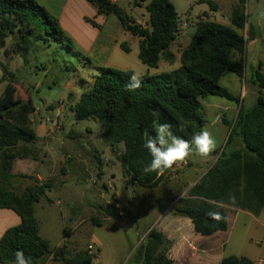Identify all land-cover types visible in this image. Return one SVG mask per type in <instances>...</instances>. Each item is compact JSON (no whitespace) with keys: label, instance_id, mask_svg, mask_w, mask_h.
<instances>
[{"label":"trees","instance_id":"obj_1","mask_svg":"<svg viewBox=\"0 0 264 264\" xmlns=\"http://www.w3.org/2000/svg\"><path fill=\"white\" fill-rule=\"evenodd\" d=\"M87 1L99 15L116 16L122 28L139 39L142 63L157 67L162 60L170 64L176 61L171 46L180 36L181 20L171 0L134 1L138 7L146 4L149 13L146 26L113 0ZM244 3L242 0L232 10L230 26L212 20L200 21L190 43L181 51L178 69L141 77V87L130 91L126 85L133 75L131 71L101 68L90 90L72 105L76 121L104 122L103 141L117 153L124 176L133 184L155 188L167 172L163 175L144 172L151 157L143 143L146 135H155V122L170 123L175 135L190 141L206 124L201 99L215 96L240 103L239 97L222 86V80L226 73L239 78H244L246 73L247 39L242 33L248 25V16ZM196 4H208L212 10L216 9L212 2L196 0ZM253 27L248 33L255 39L257 33ZM10 37L16 39L15 53L26 63L32 41L45 44L58 41L72 49V41L59 21L34 0H0V48ZM121 48L130 51L124 43ZM234 53L241 58L235 59ZM251 83L258 91L257 102L251 108L240 106L228 138L230 144L238 136L242 145L231 152H212L210 155H218L215 164L172 208L175 216L189 218L195 233L201 236L227 231V214L224 207H216L219 202L255 215L264 209V73L260 68L251 75ZM17 97L16 83H7L0 96V208L12 210L21 222L0 238V264H13L17 250L30 256L32 264H42L47 254L55 264H92L90 252L70 258L65 244L52 249L41 238L35 205L51 190L49 183H40L35 178L36 183L21 194L10 186L15 160L38 159L28 146L37 139L30 127V116L36 108L31 100ZM121 145L123 151L118 152ZM209 211H219L225 219L214 221L207 215ZM170 248L167 237L152 228L140 248L143 264H175L168 256ZM220 264L256 263L246 257L227 256Z\"/></svg>","mask_w":264,"mask_h":264},{"label":"rangeland","instance_id":"obj_2","mask_svg":"<svg viewBox=\"0 0 264 264\" xmlns=\"http://www.w3.org/2000/svg\"><path fill=\"white\" fill-rule=\"evenodd\" d=\"M134 1L117 0V3L134 20L148 25L146 4L138 7ZM204 1L212 2L216 9L212 10L208 4H196L195 0H171L181 20L180 36L171 46L176 55L173 64L162 60L157 67L145 65L139 59V39L126 32L116 16L93 20L91 9L77 4L70 9L69 21L63 22L68 24L64 31L72 41L71 50L58 41L46 44L32 41L26 63L13 49L15 38L10 37L3 43L0 96L7 83L13 82L17 98L31 100L36 108L30 116V127L37 139L28 146L38 156L39 173L45 177L50 173L47 182L51 190L35 205V215L40 224L39 234L52 249L65 244L70 258L80 252H90L92 264H143L140 248L155 218L163 212L175 216L172 208L189 192L183 180L192 179L193 170L201 173L207 169L208 160L218 159V155L197 157L194 154L188 158L187 167L174 166L167 170L157 187H142L124 176L117 153L104 143V122L76 121L71 110L80 96L90 90L101 68L127 70L140 77L178 69L181 51L190 43L196 25L212 20L230 26V14L242 0ZM244 2L248 16V25L242 33L247 39L246 73L244 78L226 73L222 80V86L239 97L240 103L215 96L201 99L204 128L215 137L217 146L213 152L218 154L242 145L238 136L228 144L230 130L236 123L240 106L251 108L257 102L258 91L251 83V75L259 68L264 73V0ZM251 26L257 33L255 39L248 33ZM96 33L98 36L91 44ZM123 43L129 52L121 48ZM234 57L241 58L238 53ZM227 105L233 109L224 113ZM117 151L122 152L123 146ZM32 160L30 157L15 161L12 173L16 174L10 186L19 194L36 183V177L30 174L37 167ZM197 162L200 167H196ZM261 222L264 224V217ZM245 231L239 227L227 247L228 253L242 251L254 257L255 252L261 251L264 257V227L252 223L249 228L252 241L240 247L237 240H242ZM42 264L55 263L49 256Z\"/></svg>","mask_w":264,"mask_h":264},{"label":"crops","instance_id":"obj_3","mask_svg":"<svg viewBox=\"0 0 264 264\" xmlns=\"http://www.w3.org/2000/svg\"><path fill=\"white\" fill-rule=\"evenodd\" d=\"M34 1L42 5L55 19H57L61 27H63V30L66 29V31L68 28V24H65L63 22L69 21L70 9L75 4H77V6L81 5L83 7H89L91 9V12L93 13V20H97L98 18L106 20L105 16L99 15L95 7L91 5L87 0ZM113 1L117 2V0ZM68 32L71 34L69 29ZM96 36H98L97 33L95 37L90 40L91 44H94ZM223 109L225 113L226 111L232 110L233 106L227 105ZM218 116H221V113H219ZM198 156L199 155H197V157ZM21 160L28 159H18V161ZM216 160L217 157H213V161L208 160L207 169L203 170L201 173L193 170V175H191L192 179L183 178L185 186H187V188L190 190L209 171V169L215 164ZM15 161L12 167L13 172L15 171ZM32 161L36 164L37 167L35 169H31L30 174L35 176L40 183H48L47 181H49V178H51L50 173H48L47 177H45L43 174L39 173L40 171H38L37 169L40 165L38 159H33ZM196 167H200L199 162H197ZM20 173L25 174L26 172L20 171ZM12 174L15 175L16 173ZM224 208L228 219V229L227 231H220L211 236H201L195 233L193 224L189 218L167 215L165 212L160 213L155 218L150 228H156L157 230L161 231L171 242V248L168 252V256L174 261L175 264H220L222 259L227 256L246 257L254 261L256 264H264V257L261 251L255 252L254 257H248L245 253H242V251L235 254L228 253L227 250L229 243L235 236V233L239 229V227H244L246 229V233L243 236L242 240H237V242L240 244V247H243L244 245H247V242L252 241V238H250L249 236V228L252 223H256L260 227H264V224L261 222V218L264 217V209L261 210L259 215H255L249 211L242 210L233 206L225 205ZM20 222V217L12 210L0 208V238L8 229L18 226Z\"/></svg>","mask_w":264,"mask_h":264},{"label":"clouds","instance_id":"obj_4","mask_svg":"<svg viewBox=\"0 0 264 264\" xmlns=\"http://www.w3.org/2000/svg\"><path fill=\"white\" fill-rule=\"evenodd\" d=\"M142 85L141 77L133 74L129 78L126 87L132 91ZM155 135H146L143 143L151 157L150 162L145 166V173H157L163 175L174 166L186 162L192 155L208 157L216 148L217 142L213 134L203 128L199 133L193 135L189 141L182 136L175 135L170 123L155 122L153 125ZM234 201V198H232ZM217 208L224 207L223 202L216 204ZM207 215L214 221L220 222L225 219L219 211H209ZM13 264H32V258L26 256L24 251L17 250Z\"/></svg>","mask_w":264,"mask_h":264},{"label":"built area","instance_id":"obj_5","mask_svg":"<svg viewBox=\"0 0 264 264\" xmlns=\"http://www.w3.org/2000/svg\"><path fill=\"white\" fill-rule=\"evenodd\" d=\"M187 165H188V162L186 161V162H183V163L176 165L175 167L179 169V168H185V167H187Z\"/></svg>","mask_w":264,"mask_h":264},{"label":"water","instance_id":"obj_6","mask_svg":"<svg viewBox=\"0 0 264 264\" xmlns=\"http://www.w3.org/2000/svg\"><path fill=\"white\" fill-rule=\"evenodd\" d=\"M50 256V254H47L45 257H44V259L42 260V263H45L46 262V260H47V258Z\"/></svg>","mask_w":264,"mask_h":264}]
</instances>
